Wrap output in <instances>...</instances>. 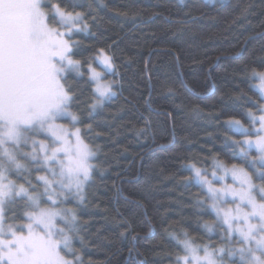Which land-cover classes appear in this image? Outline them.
<instances>
[{
    "label": "trees",
    "instance_id": "obj_1",
    "mask_svg": "<svg viewBox=\"0 0 264 264\" xmlns=\"http://www.w3.org/2000/svg\"><path fill=\"white\" fill-rule=\"evenodd\" d=\"M62 6L83 13L88 25L73 36L83 50L74 59L103 48L115 64L104 79L114 81L116 95L91 116L86 65L83 79L69 76L79 96L71 110L81 115L77 126L96 153L84 202L72 204L79 230L71 244L82 264H174L185 233L211 247L223 242L191 165L202 173L218 161L251 174L261 167L254 149L247 158L236 151L245 136L225 120L250 127L248 113L263 103L253 72L264 71V0Z\"/></svg>",
    "mask_w": 264,
    "mask_h": 264
},
{
    "label": "snow or ice",
    "instance_id": "obj_2",
    "mask_svg": "<svg viewBox=\"0 0 264 264\" xmlns=\"http://www.w3.org/2000/svg\"><path fill=\"white\" fill-rule=\"evenodd\" d=\"M65 3L0 0V264H82L71 244L79 230L77 213L66 205L84 202L96 153L77 126L84 123L81 115L71 110L79 96L69 76L83 79L86 65L91 116L116 95L114 81L104 79L115 74V64L103 48L87 60L74 59L83 50L73 36L87 32L88 25L81 27L84 14L67 10ZM253 76L264 100V72ZM256 107L259 115L248 113L250 127L238 120L230 125L246 137L235 142L240 154L258 153L255 177L261 183L235 164L215 162L223 175L214 171L212 180L191 165V179L207 187L227 247L196 244L185 233L177 239L183 254L174 264H224L225 256L232 264H264V104ZM229 176L232 184L225 182Z\"/></svg>",
    "mask_w": 264,
    "mask_h": 264
},
{
    "label": "rangeland",
    "instance_id": "obj_3",
    "mask_svg": "<svg viewBox=\"0 0 264 264\" xmlns=\"http://www.w3.org/2000/svg\"><path fill=\"white\" fill-rule=\"evenodd\" d=\"M180 1H181V2H184L185 0H180ZM205 1L214 2V1H222V0H205ZM83 21H84V20H83ZM83 24H84V22H82L80 26L82 27ZM84 33H85V32H84ZM97 70H98V71H103V69L100 68V67H98ZM261 72H264V71H261ZM73 75H75V74L73 73ZM255 78H256V82H253V88L258 92L259 96L261 97V92H260V90H259V88H258V85H259V79H258V77H255ZM105 80H106V79H105ZM106 81H108V80H106ZM113 91H114V89H113ZM114 92H115V91H114ZM106 100H108V99H105L104 101H106ZM262 104H264V100H263V103H262ZM98 108H100V107H98ZM98 108H97V109H98ZM250 112H251V113H254L253 111H250ZM254 114L259 115V113H254ZM232 121H236V119H226V120H225V123H226L227 126H229L232 130L235 131V129L230 125V122H232ZM238 121H239V120H238ZM58 122H59V123H64V124H67V123H68L67 120H60V121H58ZM240 123H241L244 127H247V126L244 125L241 121H240ZM245 138H246V137H244V139H245ZM244 139H243V140H244ZM236 151H237V152L239 151V154H240V147H238ZM250 157L253 158L251 155H250ZM257 158H258V157H257ZM93 159H94V158H93ZM93 159H92L91 163H93ZM218 162L223 163L225 166H227V167H229V168H230L232 165H234V163H233V164H226V163H224V162H222V161H218ZM257 163L259 164L258 159H257ZM235 165H236L238 168H244L249 174H251V173H250V172H249L244 166H242V165H238V164H235ZM207 170H208V171H207ZM207 170H204V174L207 175V178H208L209 180H212V173H213L214 171L217 173L218 176H219V175H223L222 170L217 169V168L215 167V165L213 166L212 169H207ZM258 170H260V167H258L257 170H255L254 173L251 174V175H253L254 183H257V184L261 183V181L255 177V173H256ZM201 171H203V170H201ZM39 174H43V173H39ZM35 175H36V173H34V176H35ZM258 180H259V181H258ZM225 182L228 183V184H232L231 176L227 177V179H226ZM222 183H223V182H221V181H213V186L219 188V187L222 186ZM85 186H86V185H85ZM203 188L206 190V193H207V187H206V186H203ZM207 194H208V193H207ZM207 202H208V204H210V206H211L212 201H211V199L209 198V195H208V200H207ZM72 204H78V202L75 201V200H73L71 203L67 204L66 207L73 208ZM226 206H227V205H226ZM210 208H211V210H212V212H213V214H214V216H215V220H216L215 222L218 224V226L216 227V229H217V233H218V240H219V238L224 239V241L221 242V243H220V241H219V242H217L216 244H212V245H213L212 247H227V245H226V243H225V232H224L223 228L220 226L219 222L217 221L215 211L212 209V207H210ZM211 225H213V227H215V223H212ZM235 240H236V236H235V234H234V235H233V241H235ZM196 244H200V245H208V243H196ZM209 244H210V243H209ZM208 246H209V245H208ZM232 246H233V247H239V245H238V244H235V243H233ZM209 247H211V245H210ZM224 264H232V260L229 259L227 256H225V258H224Z\"/></svg>",
    "mask_w": 264,
    "mask_h": 264
}]
</instances>
